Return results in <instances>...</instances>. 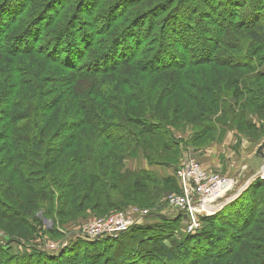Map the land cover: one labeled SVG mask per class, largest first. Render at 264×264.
Instances as JSON below:
<instances>
[{"label": "trees", "instance_id": "1", "mask_svg": "<svg viewBox=\"0 0 264 264\" xmlns=\"http://www.w3.org/2000/svg\"><path fill=\"white\" fill-rule=\"evenodd\" d=\"M144 1L113 0L103 17L96 12L102 0H0V230L14 236L0 243V264H67L66 259L79 264L86 247L90 254L81 264H202L222 263L226 258L222 264H264V253L247 241L257 231V223L246 219L242 226L238 224L241 231L229 236L228 243L216 230L220 219L238 228L228 213L235 212L238 221L245 219L241 206H247L245 200L256 188L264 187L261 179L219 212L201 217L202 226L194 234L178 236L182 230L178 216L162 218L160 224L134 225L117 238L77 241L58 255L34 243L44 239L43 234L66 235L60 229L75 221L74 214L88 209L87 204L97 213H106L117 208L115 202L134 204L138 193L146 194L131 179L144 176L154 181L156 177L124 171L127 154L145 149L165 157L171 152L165 137L177 120L163 115L169 109H183L184 100L168 99L176 88L188 97L185 70L196 61L198 66L213 64L211 56L219 50L224 29L232 27L228 22L219 33L209 27L198 31L190 2L185 6L177 2L163 20L160 41L156 39L155 48L145 51L138 26L153 10L136 8ZM226 4L224 13L236 16V2L226 0ZM216 6L213 0L210 11ZM120 7L123 11L117 14ZM131 9L134 12L128 14ZM248 9L247 24L261 23L262 12ZM218 17L222 16H209L212 22ZM249 37L255 41L260 34ZM210 41L215 47H209ZM253 62L241 57L237 64L222 62V67L255 70ZM200 84L205 91L199 93L201 102L208 98L215 106L209 88ZM150 113L157 114L155 120L146 117ZM39 212L44 218L45 213L53 214L45 219L55 227L46 229ZM218 243H224L220 249ZM4 245H16L22 252Z\"/></svg>", "mask_w": 264, "mask_h": 264}, {"label": "rangeland", "instance_id": "2", "mask_svg": "<svg viewBox=\"0 0 264 264\" xmlns=\"http://www.w3.org/2000/svg\"><path fill=\"white\" fill-rule=\"evenodd\" d=\"M112 1L102 0L103 3L96 9V12H99L98 15L105 14ZM182 1L145 0L143 3L137 5L136 8L141 11L145 10V12H148L153 10L139 21L138 26L139 31H141L138 34L140 36L142 34L143 41H146L143 47L145 51L155 48L156 39L160 41L159 32L164 25L163 20L168 18V9L175 7L177 2L179 4L183 3L184 6L190 2L193 7L192 11L190 10V15L195 19L194 24L197 25L196 28L198 31H201L202 27H209L210 30L219 33L221 25L226 27L230 23L232 27H228L229 30L227 28L224 29L226 33L223 36V41L220 39L221 45L219 46V50L215 52V56H211L214 57L213 64L198 66L197 62L199 61H196L192 64L193 66L185 70L189 82L186 87L188 97L187 95H183V91L176 88L168 99L176 101V98H179L184 100L183 109H169L163 115V119L177 120L175 125L167 128L169 131L165 137V139L168 138L170 141L168 147L171 152L166 153L165 157L158 153L157 155L154 154L152 150L146 152L145 149V151L142 149L143 151L128 152L129 154L127 155L129 156H126L123 163L124 171L128 170L130 173H134L135 171L148 172V174L153 173L156 177L153 178L154 181H147L144 176L131 179L130 182H134L135 185L139 182L140 186L144 187L142 190L146 191V194L138 193V202L134 204L124 205L123 202H115L117 208L106 213H97L93 209H90V205L87 204L85 208L88 209H85V211L80 212L76 216L74 214L72 218L75 221L60 229L61 233L66 232V235L61 234L63 237L59 235L52 237L42 233L44 239H36L34 241L35 245L41 246L45 252L51 255H58L63 248L70 247L77 241L86 243L94 242L98 238H83L80 235V231L93 225L103 224L110 217L117 215L132 219L139 217L138 225L160 224L162 218L173 220L180 216L182 230L178 233V236L189 234L187 231L188 219L186 215L179 213L176 209L183 200L186 201L189 199L192 201L194 197L190 194L191 187L186 186L184 181L178 180L175 174L181 171L191 161L199 164L206 175L218 177L226 185L230 182L231 189L229 187L226 192L227 195L220 197L221 200H219V203L225 202L229 196L234 195L257 173H261V175L252 179L250 185L228 204L238 199L257 179L264 181V176L261 172L264 166V148L261 152H258L259 147L264 142V76H262L264 75V31H258L259 26H262L264 29V18L260 20L261 23L253 26L248 25L244 20L249 21V6L252 10L258 9L261 11V15L264 17V0H244L242 2L241 0H232L236 2V8H238L237 15L234 17L230 13H224V7H226L224 4L227 5L226 0H216L220 8L218 6L214 7L215 12L210 11L211 8H209L213 0ZM166 3L167 5H165ZM162 4H164V7H161ZM165 8L167 9L165 10ZM121 11H123L122 7L118 9L117 14H120ZM132 12L134 10L131 9L128 14ZM212 14L215 17L220 15L222 17H218V21L215 19L212 22V19L210 20L209 18ZM232 19H236L234 24ZM241 20L244 23H241ZM97 24L101 25L102 21ZM153 29L155 32L153 35H150L149 32ZM254 32L260 34V39L254 41L249 37V34ZM170 38L174 39V35ZM190 42H193V39ZM210 42L209 47L211 45L215 47V43L212 44V41ZM194 51L198 54L197 47H195ZM241 57H243V60L245 58H253V63L256 64L255 70L250 66L242 67L240 65H238L239 67L233 65V67H238L237 69H226L222 67V64H224L222 62H233L232 64H237L241 60ZM259 66L262 67L260 68ZM178 82H182V79L180 78ZM200 82L204 84L206 89L209 88L208 91L212 94L213 100L216 99L217 109L216 105H212L213 101L208 100V98H205V102H201L199 93L203 90H200ZM191 85L195 86L196 89H192L190 87ZM125 88L128 87L126 86ZM204 92H202V95ZM172 105H174V102ZM139 110L138 108L136 112H139ZM144 111H148V109L143 108ZM146 117H149L150 120H155L154 118L157 117V114L150 113ZM167 177H173L174 180L169 183L166 181L163 182L162 180ZM185 189L189 191H185ZM187 194H190V196ZM245 201L247 206L245 207V204L241 206L244 209V212L241 214L245 218L243 221H238L239 216L236 220L234 216L235 212L233 213V211L228 213V217L231 216L233 223L237 227L238 224L242 226V222L246 219L253 222V225L257 223L256 227L258 229H255L257 231L254 232L251 239L247 240L245 238V241H249V245L258 249V252L264 253V187L256 188V191L250 194ZM37 215L39 219L43 218L42 220L46 229L55 227V225L53 227L52 221L45 219L48 217L51 218L53 214L45 213V218L40 212ZM216 230L218 235L223 237L225 243L231 242L229 236H232L236 230L241 231L239 227L236 228L225 224L221 219L216 221ZM13 237L7 236L4 230H0V243L3 244L5 242L6 244L8 239ZM109 237L107 235L102 236L103 239ZM166 243L168 244V242ZM221 244L224 243H218L216 248L220 249ZM6 246L4 245V247ZM8 247H12L14 252H22V249L16 245L7 246L5 249ZM86 248L88 249V247ZM87 249L82 248L79 264H81L87 254H90ZM243 257L248 258V254H243ZM226 260L227 258L224 261ZM65 261L64 263L73 264L67 259ZM172 262L180 264L175 261ZM222 263L219 261H210L202 264ZM184 264H191V262L186 261Z\"/></svg>", "mask_w": 264, "mask_h": 264}, {"label": "built area", "instance_id": "3", "mask_svg": "<svg viewBox=\"0 0 264 264\" xmlns=\"http://www.w3.org/2000/svg\"><path fill=\"white\" fill-rule=\"evenodd\" d=\"M178 180L185 182L186 186H190V194L194 197L192 201L183 200L178 205L179 213H184L188 219L187 231L195 233L198 231L201 224V217L211 216L216 213H208L207 206L214 205L221 200V193L218 194L226 185L218 177L206 175L199 164L191 161L185 167L175 174ZM188 184H187V183ZM230 183V182H229ZM228 189L224 192L226 193ZM185 191H189L185 189ZM190 194H187L190 196ZM139 217L126 218V216L117 215L112 216L103 224L93 225L80 231V235L86 239H97L102 236L118 237L120 234L128 231L132 226L138 225ZM138 222V223H137Z\"/></svg>", "mask_w": 264, "mask_h": 264}, {"label": "bare ground", "instance_id": "4", "mask_svg": "<svg viewBox=\"0 0 264 264\" xmlns=\"http://www.w3.org/2000/svg\"><path fill=\"white\" fill-rule=\"evenodd\" d=\"M261 172L263 173V176H264V166H263V168H262V170H261ZM259 175H261V173H257L252 179H254L255 177H257V176H259ZM251 179V180H252ZM250 180V181H251ZM250 181L249 182H247L244 186H242L234 195H232V196H229L228 197V199H226V203L225 202H222V203H219V201H217L214 205H208L206 208H207V211H208V213H213V212H215L216 211V213L218 212V211H220V210H222L230 201H232L233 199H235V198H237L240 194H241V192L247 187V186H249L250 185ZM229 182V181H228ZM230 187V183H228V185L227 186H225L218 194H220L222 197H224L225 195H227L224 191L226 190V189H228ZM232 187V186H231ZM231 187H230V189H231Z\"/></svg>", "mask_w": 264, "mask_h": 264}, {"label": "water", "instance_id": "5", "mask_svg": "<svg viewBox=\"0 0 264 264\" xmlns=\"http://www.w3.org/2000/svg\"><path fill=\"white\" fill-rule=\"evenodd\" d=\"M263 148H264V142H263V144L259 147L258 152H261ZM98 239H99V238H98Z\"/></svg>", "mask_w": 264, "mask_h": 264}]
</instances>
